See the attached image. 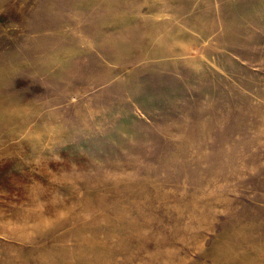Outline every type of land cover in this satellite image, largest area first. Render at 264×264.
Listing matches in <instances>:
<instances>
[{
	"label": "rangeland",
	"instance_id": "1",
	"mask_svg": "<svg viewBox=\"0 0 264 264\" xmlns=\"http://www.w3.org/2000/svg\"><path fill=\"white\" fill-rule=\"evenodd\" d=\"M0 264H264V0H0Z\"/></svg>",
	"mask_w": 264,
	"mask_h": 264
},
{
	"label": "bare ground",
	"instance_id": "2",
	"mask_svg": "<svg viewBox=\"0 0 264 264\" xmlns=\"http://www.w3.org/2000/svg\"><path fill=\"white\" fill-rule=\"evenodd\" d=\"M61 5V4H60ZM68 5V4H67ZM57 10V9H56ZM75 32V31H74ZM254 203V202H253ZM246 232V231H245ZM239 235V234H238ZM251 235V234H250ZM260 255V254H259Z\"/></svg>",
	"mask_w": 264,
	"mask_h": 264
}]
</instances>
